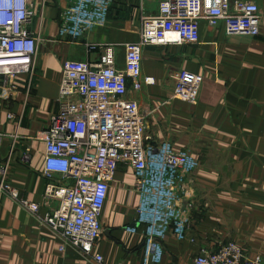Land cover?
Wrapping results in <instances>:
<instances>
[{
	"label": "crops",
	"instance_id": "1",
	"mask_svg": "<svg viewBox=\"0 0 264 264\" xmlns=\"http://www.w3.org/2000/svg\"><path fill=\"white\" fill-rule=\"evenodd\" d=\"M160 1L113 0L104 24L72 37L61 35L68 0H34L31 29L40 44L52 45L39 51L30 92L22 86L1 102L0 156L10 162L8 181L40 209L34 215L0 194V264H193L202 249L215 252L229 242L264 258V0H252L262 14L256 37L229 35L225 24L204 22L197 44L143 50L142 77L155 83L129 96L146 116L150 169H160L166 149L188 151L198 162L179 193L184 206L191 205L183 239L171 233L160 238V260L146 262L149 224L141 219V194L127 163L119 165L101 216L104 234L96 252L103 262L71 246L61 251L62 239L42 221L59 205L45 198L46 145L39 136L59 107L64 62H97L101 52L88 44H114L117 65L125 68V45L140 39L143 12L157 14ZM181 69L205 77L196 104L173 96V75Z\"/></svg>",
	"mask_w": 264,
	"mask_h": 264
},
{
	"label": "built area",
	"instance_id": "2",
	"mask_svg": "<svg viewBox=\"0 0 264 264\" xmlns=\"http://www.w3.org/2000/svg\"><path fill=\"white\" fill-rule=\"evenodd\" d=\"M68 1L61 13V35L72 37L104 24L113 4V0ZM36 13L34 0H0V106L22 86L28 93L33 86L40 48L39 35L31 29ZM141 22L140 39L125 45V68L117 65L114 44H88L89 49L100 50L97 62H64L59 107L39 136L46 145L45 198L59 200L42 221L62 239L61 251L71 246L99 263L103 262L96 252L104 234L101 216L121 163L134 168L140 216L149 224L146 262L160 260V238L171 233L183 239L190 222L191 205L184 206L179 193L198 162L188 151L166 149L160 169L152 171L146 116L138 100L129 96L130 90L155 83L152 77H142L144 48L197 44L204 22L214 28L225 24L229 35L256 37L262 14L252 0H161L158 13L143 12ZM173 79V96L196 104L204 75L181 69ZM2 139L0 132V146ZM9 165L0 156V194L37 215L40 204L22 198L8 181ZM193 264H264V258L248 256L239 243L229 242L215 252L202 249Z\"/></svg>",
	"mask_w": 264,
	"mask_h": 264
},
{
	"label": "rangeland",
	"instance_id": "3",
	"mask_svg": "<svg viewBox=\"0 0 264 264\" xmlns=\"http://www.w3.org/2000/svg\"><path fill=\"white\" fill-rule=\"evenodd\" d=\"M37 18H38V16H37ZM51 45L52 44H40V49H39L40 53L48 50V48H50Z\"/></svg>",
	"mask_w": 264,
	"mask_h": 264
}]
</instances>
